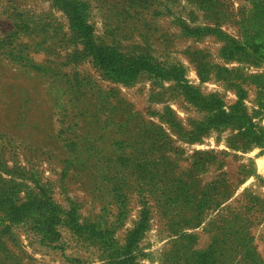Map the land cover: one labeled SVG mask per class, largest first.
<instances>
[{"label":"rangeland","instance_id":"obj_1","mask_svg":"<svg viewBox=\"0 0 264 264\" xmlns=\"http://www.w3.org/2000/svg\"><path fill=\"white\" fill-rule=\"evenodd\" d=\"M263 64L264 0H0V264H264Z\"/></svg>","mask_w":264,"mask_h":264},{"label":"trees","instance_id":"obj_2","mask_svg":"<svg viewBox=\"0 0 264 264\" xmlns=\"http://www.w3.org/2000/svg\"><path fill=\"white\" fill-rule=\"evenodd\" d=\"M101 55L103 56L104 59H107L109 61L113 58L112 53H101ZM141 66H142V69H145V70H148L147 68H149L148 64L145 61L142 62ZM133 68L135 69L136 67L130 66L131 71L129 73L134 74L135 70ZM215 117L218 120V122L221 124V123H230L233 120L234 115L229 114V113L227 114L223 111H217V113L215 114ZM263 144H264V142H263ZM29 206H30V204L20 206V208L18 209V212H17L18 216L23 215L26 212H28Z\"/></svg>","mask_w":264,"mask_h":264},{"label":"crops","instance_id":"obj_3","mask_svg":"<svg viewBox=\"0 0 264 264\" xmlns=\"http://www.w3.org/2000/svg\"><path fill=\"white\" fill-rule=\"evenodd\" d=\"M263 67H264V64H263ZM259 71H258V73L257 74H261V72H262V69H258ZM253 72H257V71H253ZM256 74V73H255ZM231 90V91H230ZM233 90L232 89H224V88H222L221 89V92L220 93H218V94H220V99L221 100H223V103L225 104V105H227V106H231V105H233L234 103H236V101L238 100V98H237V96H236V94H234V91L232 92ZM211 95V94H210ZM209 95V96H210ZM247 96V95H246ZM237 100H236V99ZM226 106V107H227ZM262 121H264V118H261V123H262ZM263 162H264V159L262 160Z\"/></svg>","mask_w":264,"mask_h":264}]
</instances>
